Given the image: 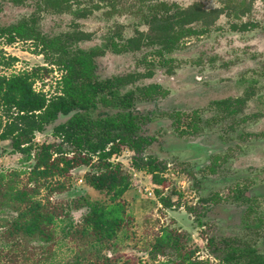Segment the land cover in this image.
Listing matches in <instances>:
<instances>
[{"label": "rangeland", "instance_id": "rangeland-1", "mask_svg": "<svg viewBox=\"0 0 264 264\" xmlns=\"http://www.w3.org/2000/svg\"><path fill=\"white\" fill-rule=\"evenodd\" d=\"M40 1L26 0L17 5L12 0H0V26L35 18L37 30L50 37L82 30L92 35L91 40L72 44V48L89 49L103 41L108 42L106 38L114 33L132 37L136 36L138 30L147 32L149 26L145 22V15L153 14V9L158 14L164 13V8L157 7L161 3H166L171 13L177 8L192 6L206 10L225 7L224 13H227L226 6L230 5L231 0H109L114 2L112 4L96 0L101 2L98 9L93 5L89 7L88 2L68 0L62 3L63 10L60 13L51 4L54 0H49L48 4ZM231 4L239 10L249 7L251 10L232 19L223 13L209 31L183 39L175 52L166 56L170 64L162 66V60L153 55L155 49L150 46L138 52L119 55L108 51L106 55L95 59L97 74L101 79L152 72L151 77L138 81L136 85L155 83L162 90L169 91L165 98L138 104L141 113L152 117L143 130L144 134L156 140L146 153L166 164L167 172L163 174L165 183L156 184L151 175L132 168L133 153L128 149L112 158V161L122 166L132 183L130 190L120 199L125 208L124 226L118 231L113 245L107 246L103 252L108 257L118 259L113 264H179L184 260L182 257L187 255L190 258L185 264H226L222 261L225 242H232L241 234L242 239L251 240L250 245H254L256 251L264 256V227H245V223L253 224L254 217L263 212H254L248 221L238 226L237 202L233 198L235 176L239 174L237 168L242 166V173H251L250 167H247L250 160L247 158L256 154L264 156V147L259 145L264 140V134H257L264 133V0H233ZM81 13L85 16L81 17ZM237 18L242 22L253 23L255 27L245 32H234L230 25ZM200 27V24L194 26L196 29ZM2 47L6 58L15 57L17 61L10 67H0V76L9 77L25 71L32 73L40 67H49L44 56L37 53L40 48L37 49L33 42H16L12 45L2 43ZM39 77L41 79L34 83L36 91L49 95L59 92L57 83L61 71L56 68L49 74L42 71ZM244 97H248V100L243 110L232 115H226L225 111L212 104L218 100L234 101ZM193 110L198 112V116L201 115L205 130L211 131V137L207 143H203L221 145L214 146V152L208 150L206 155H196L191 149L193 146H188L199 141L196 138L198 135L190 134ZM167 113L179 114V124L175 125ZM66 120L67 117L61 116L44 133H36L34 143H60V139L54 137L53 129ZM3 122H6L4 117ZM256 139L257 146L252 142ZM205 162L199 170L195 168ZM212 163L215 165L213 170L210 166ZM33 164L34 161H26L24 155L12 153L11 141L0 140V175H3V181L16 179L14 173L17 172L19 177L15 185L18 189L23 188ZM92 170L90 165L73 168L70 179L59 180L66 182L69 191L49 194L43 188L36 200L44 204L48 198L52 205L65 211L69 209L70 201L79 200L83 203L79 204L80 209L71 208L70 213L74 224L79 223L88 211L87 202L111 205L107 192L96 191L86 184L84 177ZM244 178L241 179L242 186H249L245 184ZM157 191L161 194L158 195ZM160 197L171 199L173 206L165 207ZM0 204V256L4 257L1 263L12 264L8 258L16 250L12 252V242L6 245L7 237L3 238L2 235L14 213L12 204L5 203L1 196ZM165 230L178 238V247L172 246L171 242L162 252H156L153 250L156 239ZM57 235H61L60 232ZM241 247L245 245L241 244ZM17 255L18 263L21 264L23 255L19 250ZM69 255L72 257L74 253L66 252L65 257ZM245 262V258L241 260L242 264Z\"/></svg>", "mask_w": 264, "mask_h": 264}, {"label": "trees", "instance_id": "trees-1", "mask_svg": "<svg viewBox=\"0 0 264 264\" xmlns=\"http://www.w3.org/2000/svg\"><path fill=\"white\" fill-rule=\"evenodd\" d=\"M14 1L19 4L24 2ZM232 1L226 6L229 19L245 15L251 10L250 7L239 10L231 4ZM48 2L41 1L45 4ZM62 3V0H56L51 4L62 11ZM162 6L167 8L166 5ZM170 10L168 7L165 13ZM224 10L225 7L205 11L199 6H193L161 17L154 11L145 16L150 25V34H139L122 45L111 42L113 51L118 54L134 53L141 51L144 46H150L155 49L154 55L164 58L177 49L183 36L201 35L209 31ZM235 21H231L233 23L230 25L234 32H245L255 27L254 24L241 22L239 18ZM36 23L35 18H27L16 24L0 26V67H10L17 61L15 57H5L2 43L12 45L29 41L37 49L40 48L37 53L44 56L49 66L40 67L32 73L25 71L9 77L0 76V140L11 141L12 153H20L26 161H34L28 182L23 188L18 189L15 185L19 177L17 172L14 173L16 179L6 181L0 175V196L5 203L12 204V214H16L2 235L3 238L7 237L6 245L12 242V252L16 250L8 260L12 264H19V250L23 255L21 264L117 263V258L108 257L103 252L107 246L113 245L118 231L124 226L125 208L120 199L130 190L132 183L122 166L112 161V158L128 149L133 153L132 168L151 175L156 184L165 183L163 174L167 172L166 164L146 153L156 139L142 133L143 127L152 117L141 113L138 104L165 98L169 91L162 90L158 84L136 85L141 79L151 77L152 72H135L101 79L97 74L95 59L103 54V49L72 48V44L89 40L90 36L75 32L50 37L38 31ZM193 23H202V28L199 31L185 29L184 26ZM174 25L180 29L171 33ZM169 60L165 63L168 64ZM54 68L61 71L57 83L59 92L49 95L36 91L34 83L41 79L40 73L43 71L49 74ZM245 100L236 99L234 102L226 99L212 104L225 111L226 115H231L240 111L236 105L241 106ZM194 113L197 115L198 112ZM61 116L67 117V120L53 129V135L60 139V143H34L36 133H44ZM169 116L179 123V114ZM3 117L6 122H3ZM83 165H90L93 169L84 177L86 184L96 191L107 192L111 205L87 202L88 211L79 223L74 224L71 208L80 209L78 206L83 203L79 200L70 201L69 209L65 211L64 208L52 205L48 198L44 204L36 198L43 188L49 194L69 191L66 182L59 180L70 179L71 170ZM157 194L161 192L157 191ZM160 201L165 207L173 206L169 198L160 197ZM58 232L61 235H57ZM171 242L172 246L178 247V238L165 230L156 239L153 250L162 252ZM225 243L222 261L226 264H236L245 253L250 255L246 264H264V260L258 256L254 258L253 252H239L234 242ZM66 252L74 255L65 257ZM178 256L181 254L178 253ZM182 258L184 260L179 264L189 261L190 255ZM2 259L4 257L0 256V264H6L1 263Z\"/></svg>", "mask_w": 264, "mask_h": 264}, {"label": "flooded vegetation", "instance_id": "flooded-vegetation-1", "mask_svg": "<svg viewBox=\"0 0 264 264\" xmlns=\"http://www.w3.org/2000/svg\"><path fill=\"white\" fill-rule=\"evenodd\" d=\"M25 1L26 0H24V2ZM55 1L56 0H54V2ZM66 1H68V0H62L63 3H65ZM138 1H144V0H138ZM145 1H150V0H145ZM12 2L14 4L19 5V3L15 2L14 0H12ZM71 2H88V6L89 7H91L90 5H93L97 9L99 8V6L101 4V2H96V0H71ZM102 2L106 3V4L114 3L113 1L110 2L109 0H102ZM40 3H41V1H40ZM51 3H52V1H51ZM20 4H22V3H20ZM162 5H166V3H161L157 7L158 8H164L165 11H166L168 7L166 8V7L162 6ZM187 8H190V7H187ZM219 9H221V8H219ZM178 10L182 11L184 9L177 8L176 11H178ZM203 10L211 11V10H206V9H203ZM212 10H214V9H212ZM154 11H156V10L155 9L151 10V12L155 13ZM176 11H174V12H176ZM56 12L60 13L61 11L60 12L56 11ZM174 12L171 13V11H170L169 13L168 12L167 13L164 12L162 14H158V13L157 14L161 17V15L162 16L172 15ZM224 14H226V13H224ZM147 15H149V14H147ZM84 16H85L84 13H81V17H84ZM77 17H79V15H77ZM219 19H220V17L218 18V20ZM217 21H215V23ZM145 22L149 26V29H148L147 32L138 30V31H136V36H132V37H123L122 35H120L118 33H114L113 35L111 34L110 37L106 38V40L108 42L104 43L105 41H103L102 44L94 46V47H100V48L103 49V54H101V56H99V57H102V56L106 55V53L108 51H111L112 53L119 55L118 53H115L113 51L114 48L111 45V42H113L114 45H122L123 43L126 42V40H128L130 38H133V37H137V36H139V34H146V35L150 34V25L147 23V18L146 17H145ZM215 23H214V25H215ZM243 23H250V22H243ZM195 24H200L201 27L196 29V28H194ZM251 24H253V23H251ZM164 25H165V23H164ZM174 26H175V28L173 29V31H171V33L177 31L178 29H180L179 26H177V25H174ZM184 27H185V29L192 28L193 30L199 31L202 28V23H193V24L186 25ZM75 32L83 33L85 35L90 36L89 40H91V38H92V35L90 33H86V32H84L82 30H77V31H74L72 33H75ZM68 34H70V33H68ZM194 35H197V34H187V35L183 36L179 40L177 45H179L180 42L183 39H185L187 37H190V36H194ZM116 38H118V41H116ZM89 40L81 41V43L85 42V41H89ZM29 42H32V41H29ZM78 43H80V42H78ZM94 47H91V48H94ZM91 48H89V49H91ZM144 48H146V47L144 46ZM177 48H178V46H177ZM169 55H171V54H166L164 56V58H161L160 56H158L162 60V62L160 63L162 66L163 65H167L165 62H167L169 59H165V58H166V56H169ZM154 56H156V55H154ZM99 57H97V58H99ZM146 78H148V77H146ZM150 84H155V83H150ZM241 99H246V100L244 101V103L241 104V106L240 105H236V107H239L240 111L243 110V107L245 106V104H246V102L248 100L246 97L241 98ZM223 100H226V99H223ZM231 109H232V107H231ZM240 111H238V112H240ZM194 112H196V111L193 110V112L191 114V117H190L191 118V121H190V128H191L190 129V134L198 135V137H196V138H198L199 141H197V143H194L193 145H188V146H193V147H191V149H193L195 151V152L193 151V153L196 154V155H198L200 153L203 154V155H206L208 150H211V152H214V146L220 147L221 145L220 144H216V143L210 144V145L203 143V142L207 143V140H209V138L211 137V135H210L211 131L207 130V129L205 130V126H203L201 124V123H203L201 115H199V116L195 115ZM167 114H168L167 116L170 117L169 116L170 113H167ZM199 118H200V121H199ZM170 119H172V118H170ZM172 120H173V123L175 125L179 124L178 122L176 123L174 121V119H172ZM244 120H245V118H244ZM142 133H144V130L142 131ZM185 133L188 134V131H186ZM250 133H253V132H250ZM257 134L258 135L260 134L259 136H262L264 133L258 132ZM257 134L255 136H257ZM252 142L255 143V145H256L257 142H258V139L254 140ZM259 143H260L259 145L261 146V148H263L264 147V140L260 141ZM261 143H263V144H261ZM256 150L257 149L255 148L254 151H256ZM247 159L250 160V165H248L247 167H250L251 173L248 172V171H244L245 173H242L241 172L242 166H239L237 168V172L239 173L238 175L241 177V179L245 176V178H244V180L246 181L245 184H247L249 186H244L243 187L242 183H241V179H239L238 175L235 176L236 177V189L234 191L233 198L237 202V204H235L236 209L238 210V212L236 214V221H237L238 226H240L243 221H248L249 217H251L254 212H263L262 214L260 213L257 217H254L253 224H246L245 223V227H250V228L261 227L262 228V227H264V189H262V187H264V156H261L260 154H258V155L256 154V155L249 156ZM206 162L204 164H202L200 167H195V168L199 170L200 168H202V166H204L206 164ZM210 166H211V169L213 170V168H214L213 166H215V165H213V163H212ZM198 170H196V171H198ZM202 180L204 181V179H202ZM243 204H246V206H243ZM241 237H243L242 234H241L240 237H235L234 239H232V242L236 243V245L234 244V246L238 249V251L239 252H245V251L248 250L250 252H253L252 254H255L254 258H257V256H258L259 259L264 260V256L259 254L258 251H256V249H255L256 247L254 245H250L251 240L245 241L244 238L242 239ZM237 243H238V245H237ZM241 244H244L245 247L242 248ZM248 255L249 254L245 253V254H243V256H240L238 258V260L236 261V264H242L241 260L244 259V258L246 259V262H247V257L250 258L249 257L250 255L249 256ZM246 262L244 264H246Z\"/></svg>", "mask_w": 264, "mask_h": 264}]
</instances>
